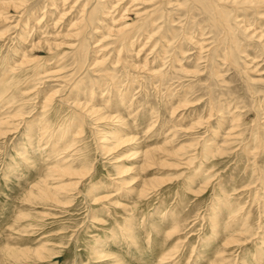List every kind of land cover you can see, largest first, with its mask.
I'll return each instance as SVG.
<instances>
[{
    "label": "rangeland",
    "instance_id": "1",
    "mask_svg": "<svg viewBox=\"0 0 264 264\" xmlns=\"http://www.w3.org/2000/svg\"><path fill=\"white\" fill-rule=\"evenodd\" d=\"M84 1L0 0V264H264V8L171 0L79 56Z\"/></svg>",
    "mask_w": 264,
    "mask_h": 264
},
{
    "label": "bare ground",
    "instance_id": "2",
    "mask_svg": "<svg viewBox=\"0 0 264 264\" xmlns=\"http://www.w3.org/2000/svg\"><path fill=\"white\" fill-rule=\"evenodd\" d=\"M112 1V2H111ZM111 1H109V2H106V0H85L84 2H85V4H83V9L81 10L80 8L82 7V5H81V7L79 8L80 10V12H79V14H81L80 15V18H81V20H79V22H78V24L79 25H77L78 26V29H77V33H76V35L75 36H77L78 38H81V41H79V44L77 45V46H79L78 47V55L79 56H83V54H85V47H86V45H85V43H86V41H87V39L89 38V36L90 35H93V34H95V35H97L98 33L99 34H102L101 32H103V34L102 35H100V38H102L100 41H97L98 43V45H96L95 47H93V49H99V48H105V46H104V42L106 41V40H111L112 39V41H113V47L115 48L114 50L115 51H117V48H119L120 46H121V50H119L120 52L125 48L126 49V47H130L131 48V46H130V42H131V44H132V41H131V39H132V37H135L136 35H138V34H140L139 35V37L141 36V33L143 34V30H144V33L145 34H147L148 35V33L147 32H154V28H155V26L157 27V25L155 24L157 21V15H160V14H164V11H165V9H164V6L165 5H167V7H168V4H170V1L171 0H165V3H161L160 4V7H158V8H160V9H157L156 8V10L154 9V12L152 11V12H150V15H149V18L148 19H141L142 18V15H141V12H140V10L139 9H135L134 11H136V13L132 10V8H135V7H137V5H138V2L139 3H143L144 5L146 4V3H148L146 0H130L131 1V6H129V7H123V8H121V6H124V5H122V4H124L123 2H124V0H117V1H113V0H111ZM127 1V0H126ZM248 2H239V5H242L243 7H244V9H246V10H248V11H253V12H255L256 14L257 13H259L260 11H261V9H263L264 8V0H247ZM81 2V1H80ZM93 2H95L94 3V7H93V10H92V7L90 6V3H93ZM178 2V1H177ZM192 2H196V3H198V4H201V6H206L208 9H210V10H213V11H215V14H216V18H218V15L220 14V15H222V16H224V12H223V14L221 13V11H222V8L220 9L219 8V6H221L219 3H221V2H228V0H208V1H206V0H192ZM59 3V2H58ZM65 3V2H64ZM77 3H79V1L77 2ZM76 3V4H77ZM104 3V4H103ZM150 3H152L151 1H150ZM195 3V4H196ZM234 3H237V2H235L234 1ZM203 4V5H202ZM1 5V4H0ZM78 5V4H77ZM52 6H54V4H52ZM99 7H101L102 8V10H103V12H101L100 11V13H102V15H104L103 16V19H102V22H99L101 25H103L102 27L105 29H103L102 27H99V28H96V27H94V24L95 23H93L92 22V16H93V18H94V15H95V13H94V11H96V9L97 8H99ZM206 7H204V8H206ZM121 8V9H120ZM124 8H126L125 10H124ZM141 8V7H140ZM218 8L221 10H218ZM19 9V8H18ZM100 9V8H99ZM150 9V8H149ZM250 9V10H249ZM119 10V12H117ZM264 10V9H263ZM126 12V13H130L131 14V12H134L135 13V15L137 16V17H139V19H141L140 21H137V23H135V24H133V25H129V26H127V27H124L123 29H118V30H114V29H111L110 27H108V25H105L104 24V22L103 21H107V19L108 18H110L112 21V23H114L113 21H115V18H113V14L114 13H118V14H120V13H122V12ZM218 12H220V13H218ZM264 12V11H263ZM125 13V14H126ZM38 14V13H37ZM125 14H122L121 16H120V18L121 19H123V18H125L126 17V15ZM144 14V13H143ZM227 14V13H226ZM97 17V16H96ZM95 17V18H96ZM108 17V18H107ZM119 17V16H118ZM220 17V16H219ZM226 17H227V15H226ZM262 17H263V14H262ZM94 18V19H95ZM155 18V19H154ZM226 18L224 17V20H225ZM43 20V19H42ZM99 19L97 18V20H95L96 22L98 21ZM138 20V19H137ZM160 20V19H159ZM100 21V20H99ZM219 21V20H218ZM226 21V20H225ZM41 22V21H40ZM117 22V21H116ZM39 23V22H38ZM60 23V22H59ZM111 23V24H112ZM120 23V22H119ZM75 24V23H74ZM116 25H117V23H115ZM114 24V25H115ZM226 24V23H225ZM73 25V24H72ZM57 26V23L56 24H54V26H53V28L54 27H56ZM75 26V25H74ZM58 27V26H57ZM228 27V26H227ZM73 28V27H72ZM75 28V27H74ZM151 28V31H148V29H150ZM98 29V30H97ZM99 29H101L100 31H99ZM229 29H230V27H229ZM159 30V29H158ZM227 30V29H226ZM71 31V30H70ZM93 31V32H92ZM157 31V30H156ZM75 32H76V30H75ZM106 32V33H105ZM226 33V32H225ZM90 34V35H89ZM164 34V33H163ZM263 35V34H262ZM143 36H145V35H143ZM153 36H151L149 39H151ZM77 38V39H78ZM141 38V37H140ZM144 38V37H143ZM148 38V37H147ZM146 38V39H147ZM133 39H135V38H133ZM137 39H138V37H137ZM161 39V38H160ZM80 40V39H79ZM139 40V39H138ZM162 40V39H161ZM137 41V40H136ZM135 42V41H134ZM139 42V41H138ZM162 42V41H161ZM104 43V44H103ZM107 43V42H106ZM103 44V45H102ZM166 44H167V42H166ZM108 45H110V44H107V46ZM132 45H134V43L132 44ZM233 45H234V42H233ZM74 47H76V46H74ZM200 47V46H199ZM129 48V49H130ZM120 49V48H119ZM232 49V48H231ZM103 50V49H102ZM101 50V51H102ZM98 52L100 51V50H97ZM94 52V54L96 55L98 52ZM76 52V53H77ZM119 53V52H118ZM231 53V52H230ZM233 53V52H232ZM121 54V53H120ZM229 58H231V56L229 57ZM33 61H31V60H25V61H23V64L25 65V64H30V63H32ZM119 61H114V63H118ZM113 62H110V64L112 65V64H114ZM105 64H106V62H101V61H98V60H95L94 61V68L93 69H95V71L97 72V74H95L96 76H99L100 75V73H103L102 74V76H103V78H106V80H107V78H111L112 76H114V75H112L109 71H110V68L108 69V65H109V63H108V65H106V67H105ZM111 67V66H110ZM93 71V70H92ZM94 71V73H96ZM98 73H99V75H98ZM155 73H157V72H155ZM154 73V74H155ZM153 74V75H154ZM158 76H160V75H157V77ZM162 76V75H161ZM102 80H104V79H102ZM110 80V79H109ZM113 80V79H112ZM108 81V80H107ZM63 82V81H62ZM65 83V82H64ZM56 95H58V91H57V93H54L53 94V96L52 97H50V98H48L47 99V101H51L52 99L54 100L55 98H56ZM49 97V96H48ZM52 100V101H53ZM46 105V104H45ZM75 106V105H74ZM46 108H47V106H45ZM49 108V107H48ZM88 112H90L91 114H93L92 112H94V110H87ZM88 112H86V114L88 113ZM98 111H96V112H94L95 113V115H96V113H97ZM94 115V114H93ZM91 116V115H90ZM99 120H102V118H99ZM10 121V120H9ZM54 122V121H53ZM75 123V122H74ZM26 124V123H25ZM1 125H6V126H8L9 125V123L6 121V122H4V123H2ZM10 125H13V124H11L10 123ZM54 125V124H53ZM64 125V124H63ZM62 125V126H63ZM66 126V125H65ZM52 127V126H51ZM50 127V128H51ZM61 128H64V127H61L60 126V129ZM67 128V127H66ZM67 129H69V128H67ZM2 130V129H1ZM0 130V136H7L9 133H10V131H12V130H3V131H1ZM55 131V130H54ZM56 132V131H55ZM59 132V131H58ZM57 153V152H56ZM55 154V153H54ZM66 164V163H65ZM60 169V168H59ZM54 170V169H53ZM58 173H64V174H70V170H58L57 171ZM65 176V175H64ZM80 176H83V175H80ZM44 190V189H43ZM45 191V190H44ZM44 191H42V193H43V195L45 196V197H49V198H51V192L47 189V187H46V191L44 192ZM48 195H50V196H48ZM53 198V197H52ZM53 200V199H52ZM55 200V199H54ZM57 200V199H56Z\"/></svg>",
    "mask_w": 264,
    "mask_h": 264
}]
</instances>
